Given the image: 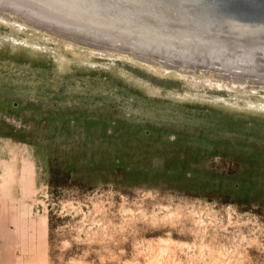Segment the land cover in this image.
Wrapping results in <instances>:
<instances>
[{"label": "rangeland", "instance_id": "rangeland-1", "mask_svg": "<svg viewBox=\"0 0 264 264\" xmlns=\"http://www.w3.org/2000/svg\"><path fill=\"white\" fill-rule=\"evenodd\" d=\"M50 26L0 7V264H264V71Z\"/></svg>", "mask_w": 264, "mask_h": 264}, {"label": "bare ground", "instance_id": "bare-ground-1", "mask_svg": "<svg viewBox=\"0 0 264 264\" xmlns=\"http://www.w3.org/2000/svg\"><path fill=\"white\" fill-rule=\"evenodd\" d=\"M0 7L133 53L236 75L264 71V0H0Z\"/></svg>", "mask_w": 264, "mask_h": 264}]
</instances>
